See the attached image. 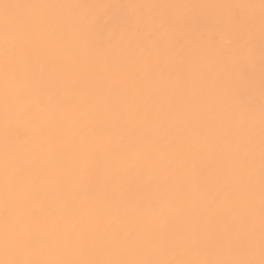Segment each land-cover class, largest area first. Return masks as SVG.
Wrapping results in <instances>:
<instances>
[{
  "label": "snow or ice",
  "instance_id": "6c2138e0",
  "mask_svg": "<svg viewBox=\"0 0 264 264\" xmlns=\"http://www.w3.org/2000/svg\"><path fill=\"white\" fill-rule=\"evenodd\" d=\"M0 264H264V0H0Z\"/></svg>",
  "mask_w": 264,
  "mask_h": 264
},
{
  "label": "bare ground",
  "instance_id": "6f19581e",
  "mask_svg": "<svg viewBox=\"0 0 264 264\" xmlns=\"http://www.w3.org/2000/svg\"><path fill=\"white\" fill-rule=\"evenodd\" d=\"M87 2L112 3V2H130V0H87ZM135 2V0H132ZM139 2H209V3H237V2H258V0H139ZM2 135V130H0Z\"/></svg>",
  "mask_w": 264,
  "mask_h": 264
}]
</instances>
